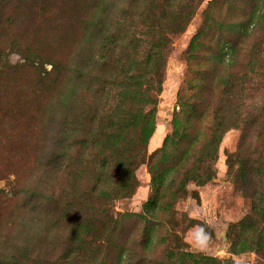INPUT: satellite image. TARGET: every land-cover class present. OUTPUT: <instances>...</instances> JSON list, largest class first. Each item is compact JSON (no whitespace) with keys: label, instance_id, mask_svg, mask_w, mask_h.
I'll return each instance as SVG.
<instances>
[{"label":"rangeland","instance_id":"obj_1","mask_svg":"<svg viewBox=\"0 0 264 264\" xmlns=\"http://www.w3.org/2000/svg\"><path fill=\"white\" fill-rule=\"evenodd\" d=\"M0 264H264V0H0Z\"/></svg>","mask_w":264,"mask_h":264},{"label":"trees","instance_id":"obj_2","mask_svg":"<svg viewBox=\"0 0 264 264\" xmlns=\"http://www.w3.org/2000/svg\"><path fill=\"white\" fill-rule=\"evenodd\" d=\"M136 87H141L139 84H137V86ZM132 94H133V92H132ZM134 116H136V114H132V116H131V121H134V120H132V118H134ZM136 125H140V124H136ZM67 131V130H66ZM120 134L121 133H119V142H120ZM116 139V138H115ZM139 139H137V141L136 142H139L138 141ZM115 142V141H114ZM116 143V142H115ZM112 146H113V143H112ZM114 149V148H113ZM100 163H102V158L100 159ZM113 191V190H112ZM97 193L98 194H100L101 196L103 195V191L102 190H98L97 191ZM84 204L85 203H83L82 205H81V207H84ZM63 205H64V207H65V212L66 211H69V209L71 208V206H72V202L69 200V199H67V200H65V202L63 203ZM99 212L102 214L101 215V217H103L102 218V220L99 218V222H102V224H100L99 223V225H105V224H107V229H108V227H112L111 225H112V215L109 213V210H107L105 207H103V208H100L99 209ZM96 220L98 221V219L96 218ZM91 221H93L92 220V217L91 218H89V219H87V223L89 224V222H91ZM94 222V221H93ZM120 222V221H119ZM84 226L86 227V226H88V225H85V222H84ZM84 227V228H85ZM73 231H75L74 229H73ZM86 238V237H85ZM85 238L84 239H80V243H78L77 244V247L79 248V250H80V254H82V253H84L85 254V250L86 249H89V248H91L92 246H93V244H95V242H96V240H95V237H94V234L92 235V239L90 240V241H85ZM73 239H75V236H74V234H71V241L73 240ZM184 254H187V252L186 253H184Z\"/></svg>","mask_w":264,"mask_h":264},{"label":"clouds","instance_id":"obj_3","mask_svg":"<svg viewBox=\"0 0 264 264\" xmlns=\"http://www.w3.org/2000/svg\"><path fill=\"white\" fill-rule=\"evenodd\" d=\"M208 233L204 227H199L198 230L193 234L194 242L197 246H203L207 242Z\"/></svg>","mask_w":264,"mask_h":264}]
</instances>
